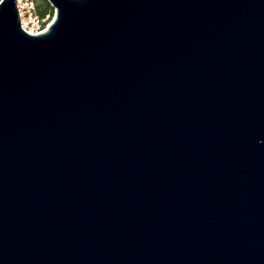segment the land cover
Segmentation results:
<instances>
[{"label":"water","instance_id":"1","mask_svg":"<svg viewBox=\"0 0 264 264\" xmlns=\"http://www.w3.org/2000/svg\"><path fill=\"white\" fill-rule=\"evenodd\" d=\"M0 3V264H264V0Z\"/></svg>","mask_w":264,"mask_h":264},{"label":"built area","instance_id":"2","mask_svg":"<svg viewBox=\"0 0 264 264\" xmlns=\"http://www.w3.org/2000/svg\"><path fill=\"white\" fill-rule=\"evenodd\" d=\"M2 0H0V3ZM20 20V27L32 36L40 35L49 28L52 22L48 16L42 17L38 13L37 0H15Z\"/></svg>","mask_w":264,"mask_h":264},{"label":"trees","instance_id":"3","mask_svg":"<svg viewBox=\"0 0 264 264\" xmlns=\"http://www.w3.org/2000/svg\"><path fill=\"white\" fill-rule=\"evenodd\" d=\"M38 13L40 16L45 17L48 16V19L53 15V8L49 5V3L46 0H43L41 6H37Z\"/></svg>","mask_w":264,"mask_h":264},{"label":"rangeland","instance_id":"4","mask_svg":"<svg viewBox=\"0 0 264 264\" xmlns=\"http://www.w3.org/2000/svg\"><path fill=\"white\" fill-rule=\"evenodd\" d=\"M42 2H43V0H37V4H38V6H41ZM54 17H55V10L53 9V15H52V17L50 18V22L53 21Z\"/></svg>","mask_w":264,"mask_h":264},{"label":"bare ground","instance_id":"5","mask_svg":"<svg viewBox=\"0 0 264 264\" xmlns=\"http://www.w3.org/2000/svg\"><path fill=\"white\" fill-rule=\"evenodd\" d=\"M54 20V19H53ZM53 22V21H52Z\"/></svg>","mask_w":264,"mask_h":264}]
</instances>
